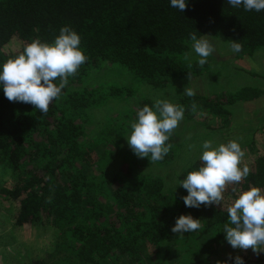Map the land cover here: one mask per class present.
I'll use <instances>...</instances> for the list:
<instances>
[{
  "label": "trees",
  "instance_id": "16d2710c",
  "mask_svg": "<svg viewBox=\"0 0 264 264\" xmlns=\"http://www.w3.org/2000/svg\"><path fill=\"white\" fill-rule=\"evenodd\" d=\"M186 3L182 13L170 6V0H0V65L34 39L51 43L62 26L79 35V47L88 57L46 115L30 104L9 102L0 87V164L13 179L1 195L17 206V227L49 226L59 233L53 250L31 264H217L229 254L252 264L248 255L232 249L226 240L219 243L216 253L205 252L204 234L171 232L181 213L196 219L200 208L209 210L210 226L227 223L225 209L235 198L233 186L226 188L222 206L189 208L181 199L187 191L179 182L172 185L175 191L165 188L167 173H150L136 180L128 169L106 180L102 163L119 146L121 133L108 122L96 145L81 125L87 111L129 97L136 83L159 90L200 76L203 66L197 62L189 66L183 59L190 33L199 38L213 32L225 39L228 48L231 40L237 41L242 45L234 53L237 58L264 51V11L233 8L226 0ZM105 61L112 68L120 67L124 78L134 84L123 87L112 81L109 85V75L95 79ZM263 91L246 87L227 98L224 94L210 100L188 96L173 104L185 109L186 119L198 116L202 126L208 127L209 117L214 116L217 126L229 127L232 114L228 108L257 100ZM144 105L153 107L154 101L140 99L138 108ZM257 130L256 135L263 133L264 126L252 129ZM168 143L174 144L171 138ZM172 148L161 161L144 160L150 166L167 167ZM245 165L250 174L235 187L264 190V138L261 151L245 152L240 167ZM199 166L198 159L185 170L172 167L171 172L183 179ZM104 182L111 196L104 193ZM200 219L208 220V215Z\"/></svg>",
  "mask_w": 264,
  "mask_h": 264
},
{
  "label": "clouds",
  "instance_id": "9594fccd",
  "mask_svg": "<svg viewBox=\"0 0 264 264\" xmlns=\"http://www.w3.org/2000/svg\"><path fill=\"white\" fill-rule=\"evenodd\" d=\"M226 3L233 8L242 6L245 11H264V0H226ZM170 6L183 13L187 3L186 0H170ZM189 35L192 52L198 57L197 64L203 66L215 47L207 35L199 38L195 32ZM79 46L80 37L69 26H62L51 43L34 39L26 44L19 55L0 65V87L4 96L9 102L30 104L46 115L50 104L59 99L68 85L69 78L75 77L88 60ZM229 48L236 53L242 50V45L231 40ZM191 55L187 52L183 55L189 66ZM182 94L191 97L195 90L184 87ZM184 111L182 106L166 99H156L153 107L144 105L137 109L136 118L130 124V134L125 138L128 147L138 158L150 157L153 163L163 160L172 147L168 141L183 120ZM193 147L189 145L190 149ZM200 147L201 166L187 172L178 183L187 191V195L181 197L184 205L189 208L222 206L226 188L233 186L235 198L225 209L228 222L223 226L224 239L234 250L251 249L257 255L264 252V190L235 187L250 174L247 165L240 167L245 152L235 140L216 147H213V141L205 140ZM201 227L200 219L180 215L171 232L183 235ZM228 260L244 264L241 256L232 257L231 254L226 261H217V264H227Z\"/></svg>",
  "mask_w": 264,
  "mask_h": 264
},
{
  "label": "rangeland",
  "instance_id": "374dc122",
  "mask_svg": "<svg viewBox=\"0 0 264 264\" xmlns=\"http://www.w3.org/2000/svg\"><path fill=\"white\" fill-rule=\"evenodd\" d=\"M207 36L214 45L215 51L208 57V62L203 65L200 76L183 79V81H178L168 88L159 90L135 82L134 92L129 97L110 100L101 108L87 111L81 125L91 143L98 145L99 132L102 126L108 122L121 133L119 146L114 151L109 152L102 163L106 180L124 175L128 169L133 172L135 176L133 177L136 180L138 176H147L150 173L156 176L167 173L169 177H164L165 188L174 190L175 186L172 185L177 184L180 179L171 172L172 167L181 168V170L184 168L185 170L186 167L196 162L202 151L200 146L205 140L213 141V147L235 140L244 152H249L251 149L262 150L264 131L256 135L259 130L252 133V129L255 130L264 126V91L257 100L247 104H240L239 102L228 108L232 114L229 127L217 126L219 120L214 116L209 117L211 121L208 123V127L200 125L198 116L193 121L183 117L179 127L171 136V142L174 143L172 145L173 157L170 161L171 165L167 167L150 166L144 158L135 156L126 143L125 138L130 134V124L136 118L140 99L151 101L166 99L175 103L183 97H188L182 94L184 87L193 88L195 90L194 96L207 97L209 100L221 94L227 98L230 94L246 87L264 90L263 50H258L250 56L237 58L228 48L224 38L213 32L208 33ZM191 43H189V50L186 52L192 54L191 62L195 63L198 57L192 52ZM124 74L125 71L120 67L112 68L111 64L105 61L96 71L95 79L109 75L112 76L109 85H112V81L118 82L123 87L134 84V82L131 83V80L125 79ZM89 79H91V83L94 82L91 77ZM107 80L105 78L104 83ZM168 93L173 94L171 98ZM252 137L254 139L251 140ZM189 145H194V147L190 149ZM103 152L101 151V153ZM12 183L11 175L0 164V264H31L32 261L45 258L53 250L59 233L49 226L17 227L15 225L17 206L1 195V190L10 187ZM103 190L107 196H111V188L108 183L104 182ZM230 200L226 199L225 202ZM198 214L196 219L208 215V220L200 219L202 227L196 231L198 235L204 234L205 248L202 250L206 252L207 249H212L216 253L219 243L225 240V234L222 232L224 225L210 226L213 220L209 219V210L200 208ZM243 252L248 255L252 264L264 262L263 253L257 255L251 249Z\"/></svg>",
  "mask_w": 264,
  "mask_h": 264
},
{
  "label": "crops",
  "instance_id": "0c3cea01",
  "mask_svg": "<svg viewBox=\"0 0 264 264\" xmlns=\"http://www.w3.org/2000/svg\"><path fill=\"white\" fill-rule=\"evenodd\" d=\"M247 103H250V102H247ZM247 103H244V102H243V103H240V104H247ZM252 133H255V132H252Z\"/></svg>",
  "mask_w": 264,
  "mask_h": 264
}]
</instances>
